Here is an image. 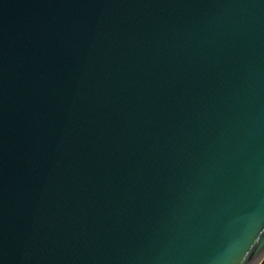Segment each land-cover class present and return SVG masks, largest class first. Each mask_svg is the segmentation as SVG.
<instances>
[{
  "label": "water",
  "instance_id": "95a60500",
  "mask_svg": "<svg viewBox=\"0 0 264 264\" xmlns=\"http://www.w3.org/2000/svg\"><path fill=\"white\" fill-rule=\"evenodd\" d=\"M264 0H0V264H264Z\"/></svg>",
  "mask_w": 264,
  "mask_h": 264
},
{
  "label": "rangeland",
  "instance_id": "374dc122",
  "mask_svg": "<svg viewBox=\"0 0 264 264\" xmlns=\"http://www.w3.org/2000/svg\"><path fill=\"white\" fill-rule=\"evenodd\" d=\"M264 260V259H263ZM258 264H261V263H258Z\"/></svg>",
  "mask_w": 264,
  "mask_h": 264
}]
</instances>
